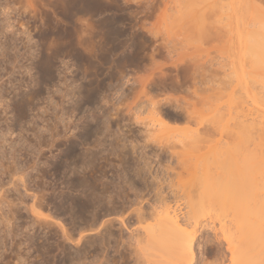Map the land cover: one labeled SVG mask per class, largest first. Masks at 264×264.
Here are the masks:
<instances>
[{
	"label": "rangeland",
	"instance_id": "374dc122",
	"mask_svg": "<svg viewBox=\"0 0 264 264\" xmlns=\"http://www.w3.org/2000/svg\"><path fill=\"white\" fill-rule=\"evenodd\" d=\"M258 20L264 0H0V264H131L137 233L166 207L183 220L210 177L263 198ZM212 216L195 241L222 249L204 263L225 264Z\"/></svg>",
	"mask_w": 264,
	"mask_h": 264
},
{
	"label": "bare ground",
	"instance_id": "6f19581e",
	"mask_svg": "<svg viewBox=\"0 0 264 264\" xmlns=\"http://www.w3.org/2000/svg\"><path fill=\"white\" fill-rule=\"evenodd\" d=\"M254 3V1H252ZM256 5H258L257 3H255ZM254 5V4H253ZM259 6V5H258ZM257 7V6H256ZM253 9L256 11V8L255 6L253 7ZM257 12V11H256ZM259 13V12H258ZM261 13V12H260ZM259 13V14H260ZM263 14V13H262ZM256 15V14H254ZM258 15V14H257ZM256 18V16H253ZM259 17V18H258ZM263 17V16H262ZM261 15H258L257 18L258 19H262ZM255 20V19H254ZM260 21V20H258ZM260 22H263V21H260ZM259 22V24H260ZM261 24H264L261 23ZM262 27H264V25H261ZM256 28V27H255ZM259 28V27H257ZM254 30V29H253ZM252 30V31H253ZM257 30V29H256ZM260 31V28L258 29ZM257 30V31H258ZM254 32L253 33H259L261 35L260 32ZM258 34V35H259ZM259 35V36H260ZM257 36V35H256ZM254 37L253 36V39L251 38V42H253V44L251 43V48H253V50L255 51L254 53V56L255 58H252L253 61H255V66L256 65H263L264 63V39H261L263 38L264 34L261 35L259 37V39L257 37ZM249 37H252L251 35ZM256 38V39H254ZM253 53V51H251ZM250 52V53H251ZM251 53V55H252ZM253 56V55H252ZM261 65V66H262ZM264 68V67H263ZM15 90V89H14ZM256 94V93H255ZM263 124V123H262ZM263 142V140H262ZM262 148V147H261ZM260 148V149H261ZM264 148V146H263ZM262 148V149H263ZM225 149V148H223ZM86 150V149H85ZM223 151V150H222ZM221 151V152H222ZM250 151V150H249ZM264 151V149H263ZM220 152V151H219ZM217 152V153H219ZM245 152V151H244ZM262 152V151H261ZM260 152L259 155H261L262 153ZM85 153V152H84ZM223 153V152H222ZM226 153V152H225ZM235 153V152H234ZM250 152H248V155L250 156L249 154ZM254 152H252V155H253ZM256 153V152H255ZM233 154V153H232ZM256 153V155H258ZM221 155V154H220ZM227 155V154H226ZM243 155V153H242ZM246 153L243 155L244 157L248 156ZM217 156V155H216ZM216 156L214 158H216ZM222 156V155H221ZM224 156V154H223ZM219 157V156H218ZM231 157V156H230ZM251 157V156H250ZM254 157V156H253ZM220 158V157H219ZM232 158V157H231ZM243 158V157H242ZM241 158V159H242ZM255 158V157H254ZM48 159V158H47ZM66 159V158H65ZM217 161L219 160L218 158H216ZM221 159V158H220ZM222 159H224L222 157ZM260 159H264L263 157L260 158ZM64 160V159H63ZM246 160L248 161L249 158H245V161L243 159V162H246ZM255 160L254 164H256V166L258 167H261V170L260 171H255L257 177L255 176V178H257L256 180L254 179V177L252 178V176L250 178H252L248 183L252 182L253 180H255V185L257 184V186H260L261 187V182L260 180L262 179V181L264 180V174L261 175L259 174L258 175V172H263L262 170L264 169V161H261V166H260V163H259V159H253ZM259 160V161H258ZM69 161V160H68ZM215 161V160H213ZM225 161V159H224ZM251 161V160H250ZM94 162V161H93ZM216 162V161H215ZM215 162L213 163V165L215 164ZM219 162H222L219 160ZM226 162V161H225ZM231 162V161H230ZM242 162V160L240 161ZM249 162V161H248ZM64 163V162H63ZM237 163V162H236ZM235 163V164H236ZM252 163V164H251ZM250 164H245L246 167H248L249 171L244 167V166H241L243 167V170H247L248 174L251 173L253 174V171H254V168H253V162H251ZM259 163V164H258ZM263 163V164H262ZM217 164V168L220 166L218 165V162H216ZM222 164V163H221ZM234 164L233 162V166L231 164V166L233 168H231V170L229 172L224 171L222 169H219V168H222V167H219L217 170V175H218V171L220 172V170H222L223 172H227L228 175H231L234 174L235 172L238 174H241L240 171L242 169H237L236 165ZM244 164V163H243ZM65 165V164H64ZM212 165V166H213ZM235 165V166H234ZM239 165V164H237ZM66 166V165H65ZM63 166V168L65 167ZM78 166V165H77ZM227 166H229L227 164ZM255 167V170L257 169V167ZM67 167H68V163H67ZM67 167L64 168L67 170ZM83 167V166H82ZM225 167H226V164H225ZM224 167V168H225ZM236 167V168H234ZM251 167V169H250ZM258 167V168H259ZM74 167L72 166V169ZM76 168V167H75ZM74 168V169H75ZM79 168V167H78ZM216 166L213 167V170H215ZM216 168V169H217ZM227 168V167H226ZM239 168V167H238ZM24 169V168H23ZM69 169V168H68ZM80 169V168H79ZM230 168L228 167L227 170H229ZM232 169L234 170L232 173ZM237 169V170H235ZM253 169V170H252ZM260 169V168H259ZM207 170V169H206ZM240 170V171H239ZM71 171V170H70ZM69 170H67L65 172V170L63 171L66 174L68 173H71ZM75 171V170H74ZM72 171V172H74ZM140 171V170H138ZM214 172V171H213ZM63 173V174H64ZM221 173V172H220ZM219 173V174H220ZM235 173V174H236ZM139 174V172H138ZM234 174V175H235ZM243 175V179L245 180V177H247V175H245L246 173H242ZM70 175V174H69ZM85 175V174H84ZM221 175V174H220ZM224 175V174H223ZM261 175V176H260ZM21 176H22V173H21ZM214 176V175H213ZM216 176V175H215ZM241 176V175H240ZM239 176V177H240ZM245 176V177H244ZM260 176V177H259ZM83 177V176H82ZM209 177V176H208ZM220 177V176H219ZM262 177V178H261ZM73 178V177H72ZM218 178V177H217ZM216 178V179H217ZM229 178V177H228ZM260 178V180H259ZM16 179V178H14ZM13 179V180H14ZM80 179V178H78ZM214 179V178H213ZM213 179H211L210 177V183H206V184H203V189L201 188L200 186V189H202V191H200L201 195L197 197V194H196V200L194 198H191L193 200H190L188 205L186 204V202H184L188 207L187 209L189 211H187V215L185 214L184 216V219L181 220L179 218V212L180 210L176 207V208H170V207H166L164 208V212L162 210V213L160 211V213L162 214L160 217H158L156 219V216L158 214H160L158 212H154L152 213V216L156 219V221L152 224H149L147 226H143V230L141 233H137L138 235L135 236V238L132 240L133 243L130 244V246H128V254L129 256L131 257V261L132 263L131 264H206L204 262H206V258L210 257V256H214L215 259H216V255L219 254L218 252V248L219 247H215L213 246V244H209L207 243L208 241L207 240H201V241H195V236H196V233H199L198 231L201 230L200 227L201 226H208V224L210 223L209 219L208 218H205L204 216H206V214H208V217H211L212 215H217V216H221L224 220H220L218 222V227H216L215 225H212V228L209 227L210 229H213L214 230V234L217 235L219 233V235L222 237V241L224 242L225 244V247H226V250L228 251V254L226 253V255H228L227 257V262L225 264H264V196L262 194H256L258 192H256V196L260 195L261 197L263 198H260V199H257L255 196V198L251 195V191L252 189H250L249 187V191H250V194L248 195H251V196H248V197H251V199L247 200L246 198H243V196L245 197V193L244 195L241 194V198L245 200L244 201H241L239 198V196L237 198H239L238 200L237 199H234L239 193L238 192V189L237 187H235L234 189L237 190L236 192H234L235 190L233 189L232 185L234 184L232 182V185L229 183V180H232L233 181V178H229V179H219V180H216V181H213L211 182ZM235 179V178H234ZM12 180V181H13ZM64 180V179H62ZM227 180V181H226ZM83 181V180H81ZM90 181V180H89ZM204 181V180H203ZM208 179H207V182H209ZM257 181V182H256ZM259 181V182H258ZM20 182V181H19ZM32 182V181H31ZM64 182V181H63ZM73 182V181H72ZM76 182V181H74ZM85 182V181H84ZM247 182V181H246ZM65 183H66V180H65ZM68 183V182H67ZM83 183V182H82ZM81 183V185H82ZM243 183V182H242ZM5 184V183H4ZM64 184V183H62ZM69 184V183H68ZM73 185V183H71ZM201 184V183H200ZM247 184V183H246ZM244 184L242 187L244 189V187L247 185ZM54 185V184H53ZM81 185H79L81 187ZM86 185H88L87 183L84 185L83 183V187H87ZM251 185V183H250ZM254 185V183H253ZM254 185V186H255ZM2 186V185H1ZM31 186V185H30ZM35 186V185H34ZM50 186V185H49ZM66 186V185H65ZM78 186V185H77ZM249 186V184H248ZM257 186H255V191L256 189L257 190H260V189H263L262 187L259 189ZM26 187V186H25ZM53 187V186H52ZM67 187H69L67 185ZM232 187V188H231ZM241 187V188H242ZM246 187L244 189V192L246 191ZM28 188V187H27ZM65 188V187H64ZM72 188V186H71ZM82 188V187H81ZM88 188V187H87ZM240 188V190H241ZM56 189V188H55ZM70 189V188H69ZM83 189V188H82ZM86 190V188H84ZM243 189L240 191V192H243ZM248 189V188H247ZM2 190V189H1ZM88 190V189H87ZM86 190V191H87ZM198 190V189H197ZM195 190V191H197ZM234 190V191H233ZM34 191V190H33ZM49 191V190H48ZM85 191V192H86ZM95 191V190H94ZM194 191V192H195ZM253 191V190H252ZM264 192V190H262ZM62 192V191H61ZM248 191H246L247 193ZM254 192V191H253ZM29 193V192H28ZM43 193V192H42ZM64 193V192H62ZM89 194V192H87ZM197 193V192H195ZM199 193V194H200ZM27 194V193H26ZM32 194V193H30ZM38 194V193H37ZM198 194V195H199ZM218 194V195H217ZM240 194V193H239ZM254 194V193H253ZM254 194V195H255ZM1 195V194H0ZM4 195V194H3ZM214 195V197L212 196ZM224 195V196H223ZM38 196V195H37ZM43 196V195H42ZM41 196V197H42ZM51 196V195H50ZM65 196V194L63 195ZM85 196V195H84ZM89 196V195H87ZM190 196V194H189ZM187 196V199L188 197ZM226 196V197H225ZM247 196V195H246ZM191 197V196H190ZM7 198V197H6ZM37 198V197H36ZM259 198V197H258ZM3 199V198H2ZM11 199V198H10ZM90 199H91V203L89 204V208L91 205H95L96 202H99L98 201V196L96 195V193H94L93 191H90ZM89 199V200H90ZM101 199V198H100ZM12 200V199H11ZM11 200H10V203H11ZM30 200V199H29ZM65 200V198H64ZM63 200V201H64ZM70 200V199H69ZM32 201V200H31ZM60 201V200H59ZM62 201V200H61ZM60 201V202H61ZM247 201V202H246ZM100 202H102L100 200ZM8 203V202H7ZM54 203V202H53ZM58 203V202H57ZM29 204V203H28ZM60 204V203H59ZM63 203H61L62 205ZM66 204V203H65ZM70 204V203H69ZM68 202H67V205H69ZM86 204V203H85ZM151 204V203H150ZM26 205V204H24ZM73 205V204H72ZM84 205V204H83ZM82 205V206H83ZM99 206V204H96ZM101 205V204H100ZM185 205V206H186ZM58 206V205H57ZM64 206V205H63ZM66 206V205H65ZM88 206V205H87ZM97 206V207H98ZM155 206V205H154ZM8 207V206H7ZM6 207V208H7ZM28 207V206H27ZM60 207V206H58ZM71 208V211H72V207L71 205L69 206ZM74 207V205H73ZM102 207V206H100ZM164 207V206H163ZM11 208V207H10ZM61 208V207H60ZM64 208V207H63ZM81 208V207H80ZM88 208V207H87ZM37 209V208H35ZM66 209V207H65ZM63 210V211H68L67 210ZM99 209V208H98ZM107 209V208H106ZM157 209L156 207L154 208V211H157L155 210ZM160 209V208H159ZM182 209V208H181ZM88 209H86L87 211ZM22 211V210H21ZM78 211V210H77ZM83 211V210H82ZM137 211V210H136ZM153 211V210H152ZM159 211V210H158ZM211 213H209V212ZM70 212V210H69ZM74 212V211H73ZM91 212V211H90ZM1 213V212H0ZM75 213V212H74ZM93 213V211L91 212ZM104 214V211L101 212ZM186 213V211H185ZM213 213V214H212ZM40 214V213H39ZM38 214V215H39ZM61 214V213H60ZM139 214V213H138ZM157 214V215H156ZM182 214V213H181ZM192 214V215H190ZM212 214V215H210ZM15 215V214H14ZM50 215V214H49ZM68 215V214H67ZM75 216L77 214H74ZM106 215V214H105ZM190 215V217H189ZM8 216V215H7ZM35 216V215H34ZM60 216V215H59ZM78 216V215H77ZM141 217V216H140ZM152 217V218H153ZM213 217V216H212ZM227 219H226V218ZM8 218V217H7ZM40 218V217H39ZM78 218V217H77ZM4 219V218H3ZM42 219V217L40 218ZM39 219V220H40ZM56 219V218H55ZM69 219V218H68ZM79 219V218H78ZM136 219V218H135ZM215 219H218V218H215ZM98 220V219H97ZM106 220V219H105ZM138 220V219H137ZM140 220V219H139ZM211 220V219H210ZM3 221V220H2ZM77 221V220H75ZM82 221V220H81ZM104 221V220H103ZM44 222V221H43ZM47 222V221H46ZM45 222V224H46ZM53 222V223H52ZM72 222V221H71ZM212 224L214 221H211ZM40 223V222H39ZM42 223V221H41ZM51 223L56 225L57 224V221H51L48 219V222L47 224ZM63 223V222H62ZM69 223V222H68ZM13 224V222H12ZM43 224V223H42ZM74 224V223H73ZM77 224V223H76ZM100 224V223H99ZM37 225V224H36ZM49 225V224H48ZM145 225V224H144ZM45 226V225H44ZM58 226V224L56 225ZM63 226V225H62ZM82 226V225H81ZM90 226V225H89ZM103 226V225H102ZM211 226V225H210ZM11 227V226H10ZM204 227V228H205ZM46 228V227H44ZM59 228V227H58ZM62 228V227H61ZM47 229V228H46ZM66 229V227H65ZM203 229V228H202ZM92 230V229H91ZM20 231V230H19ZM43 231V230H42ZM52 231V230H51ZM66 231V230H65ZM80 231V230H79ZM81 232V231H80ZM97 232V231H96ZM139 232V231H137ZM201 232V231H200ZM52 233V232H51ZM62 233V232H60ZM64 233V231H63ZM45 234V233H44ZM69 234V233H68ZM92 234V231L88 230L84 233H79L77 238L74 240V243L78 244L79 242H81L83 239H85L88 235H91ZM60 236V235H59ZM69 236V235H68ZM200 236V235H199ZM70 237V236H69ZM218 237V236H217ZM25 238V237H23ZM32 238V237H31ZM198 238V237H197ZM65 239V238H64ZM54 241V240H53ZM66 241V240H64ZM24 242V240H23ZM58 242V241H57ZM62 242V241H61ZM195 242H197V244H195ZM48 243V242H47ZM64 243V242H63ZM62 243V244H63ZM120 243V242H119ZM20 244V243H19ZM18 244V245H19ZM65 244V243H64ZM73 244V243H72ZM24 245V244H23ZM49 245V244H48ZM53 245V244H52ZM55 245V244H54ZM59 245V244H58ZM75 245V244H74ZM73 245V246H74ZM195 245L196 246V252L198 254H196L195 252ZM219 245V244H218ZM2 246V245H1ZM44 246V245H42ZM69 246V245H68ZM76 246V245H75ZM19 247V246H18ZM77 247V246H76ZM80 247V246H79ZM125 247V245L123 246ZM127 247V246H126ZM125 247V248H126ZM4 248V247H3ZM58 248V247H57ZM63 248V247H61ZM84 248V246H83ZM118 248V247H117ZM15 249V248H14ZM29 249V248H28ZM33 249V248H32ZM65 249V248H64ZM82 249V248H81ZM124 249V248H122ZM220 249V248H219ZM35 250V249H34ZM50 250V249H49ZM63 250V249H62ZM69 250H72L71 248ZM115 250V249H114ZM222 250V249H220ZM61 251V250H60ZM64 251V250H63ZM73 251V250H72ZM113 251V250H112ZM49 252V251H48ZM67 252V251H66ZM69 252V251H68ZM101 252V251H100ZM126 252V253H127ZM224 252V251H222ZM34 253V252H33ZM120 253V252H119ZM125 253V252H124ZM123 254V253H122ZM120 254V255H122ZM222 254V253H221ZM225 254V253H223ZM5 255V254H4ZM36 255V254H35ZM1 256V255H0ZM18 256V255H17ZM41 256V255H40ZM51 256V255H50ZM127 256V255H126ZM19 257V256H18ZM213 257V258H214ZM123 258V257H121ZM119 258V259H121ZM221 258V256H220ZM224 258V257H223ZM17 259V258H16ZM29 259V258H28ZM222 259V258H221ZM18 260V259H17ZM25 260V259H24ZM122 260V259H121ZM218 261V260H216ZM22 262V261H21ZM25 262V261H24ZM118 262V261H117ZM123 262V261H122ZM220 262V261H219ZM223 262V261H221ZM14 263V262H13ZM12 263V264H13ZM16 263V261H15ZM14 263V264H15ZM18 263V262H17ZM16 263V264H17ZM121 263V262H120ZM217 263V262H215ZM214 263V264H215ZM119 264V263H118ZM219 264V263H218ZM222 264V263H221Z\"/></svg>",
	"mask_w": 264,
	"mask_h": 264
}]
</instances>
